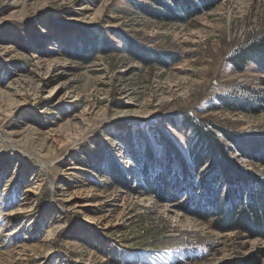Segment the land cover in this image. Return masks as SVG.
Listing matches in <instances>:
<instances>
[{"label":"rangeland","instance_id":"374dc122","mask_svg":"<svg viewBox=\"0 0 264 264\" xmlns=\"http://www.w3.org/2000/svg\"><path fill=\"white\" fill-rule=\"evenodd\" d=\"M197 2L196 17L158 19L135 6L147 0H0V264H264V236L203 218L217 212L215 194L236 185L208 189L207 165L176 184L156 148L165 194L153 195L129 158L137 131L155 145L153 126L185 150V117L264 135V71L229 63L264 35V0ZM86 27L120 51L78 57L70 39ZM118 34L166 65L129 57ZM221 141L252 180L264 178L257 157L244 160Z\"/></svg>","mask_w":264,"mask_h":264},{"label":"trees","instance_id":"16d2710c","mask_svg":"<svg viewBox=\"0 0 264 264\" xmlns=\"http://www.w3.org/2000/svg\"><path fill=\"white\" fill-rule=\"evenodd\" d=\"M149 3L135 4L138 10H141L145 15L159 17H172L174 19H182L176 17V13L180 12L196 17L198 11L196 2L191 0H147ZM208 3L210 0H203ZM168 4V5H167ZM199 4V3H198ZM78 37H72L71 50L80 58L88 60L100 53H115L120 51L119 45L109 41L107 34L100 29H76ZM118 39L121 40V50L129 57H134L141 60L147 59L149 63H158L166 65V58L158 57L154 52L140 46L137 42L127 38L125 34H118ZM250 62L259 71H264V35L259 36L252 42H246L233 54L230 64L236 71L243 72L245 67ZM228 109L234 107L243 108L245 102L242 99L232 101L231 99H220ZM232 103L234 107L232 108ZM184 129L187 131L185 138L186 145L180 151L178 148V140L166 136L161 128H147V134L154 138L155 145L151 144V139L147 136L135 134L137 138L128 140V152L131 163L140 172H136L135 177L141 185L139 188L148 193L155 195V192L161 195L165 194L162 188L161 176L158 177L157 169L153 163L157 162L156 153L160 151L166 161L172 162L175 166L174 171L170 174L169 179H173L176 184L180 178L191 176L189 172H198L202 167L208 166L213 173L211 180L202 178V183L208 189L222 180L225 184L236 185L228 189L226 197L219 199L217 193L215 198H212V210H217L216 213L210 212L203 217L206 221L213 217L212 227L216 230H221L226 226L230 229L241 230L250 234L264 236V178L252 180L249 172L237 166V164L229 158L228 152L225 150L226 144L222 143L221 138L230 144L234 152L244 160L251 161L258 158L264 164V135H250L242 132H232L227 129L214 128V130L206 123L199 122L196 119L185 117L181 120ZM176 122H170L169 125H175ZM176 130L180 127L173 126ZM182 132V131H181ZM184 142V143H185ZM221 142V143H220ZM133 145V146H132ZM226 146V147H224ZM102 155L108 159L109 168L111 166V179L117 183L126 182L119 168L112 163L110 157L105 152ZM194 170V171H193ZM204 176V175H203ZM210 179V178H209ZM138 181V182H139ZM215 183V184H214ZM215 188V187H214ZM213 193V191H210ZM189 200V199H188ZM190 202V200L188 201ZM211 205V204H210Z\"/></svg>","mask_w":264,"mask_h":264},{"label":"bare ground","instance_id":"6f19581e","mask_svg":"<svg viewBox=\"0 0 264 264\" xmlns=\"http://www.w3.org/2000/svg\"><path fill=\"white\" fill-rule=\"evenodd\" d=\"M46 97H48V96H46ZM176 217H177V215H176Z\"/></svg>","mask_w":264,"mask_h":264}]
</instances>
